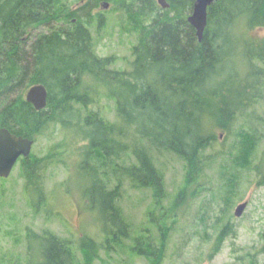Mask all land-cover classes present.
<instances>
[{
    "label": "trees",
    "instance_id": "1",
    "mask_svg": "<svg viewBox=\"0 0 264 264\" xmlns=\"http://www.w3.org/2000/svg\"><path fill=\"white\" fill-rule=\"evenodd\" d=\"M94 1L98 0L69 11L63 0H0V128L34 140L55 124L88 140L80 168L82 172L89 168L95 176L85 192L93 205L98 201L95 196L104 200L101 209L110 217L102 230L115 241L133 231L115 206L125 182L150 189L157 197L162 180L154 165L156 156L166 154L183 160L185 181L198 186L204 165L210 164L204 150L214 144L215 130L230 132L256 98L264 38L253 40L249 32L264 31V0L214 2L207 10L201 41L187 21L194 0H166L168 9L156 0H102L123 9L128 19L135 15L138 20L132 59L123 70L111 69L114 57L95 53L90 28L94 19L100 26L102 16H91ZM40 27L46 31L27 39ZM253 75L256 81L247 85V77ZM85 79L98 82L114 101V122L98 110L87 111L94 102L89 92L94 90L82 87ZM35 84L48 92L47 105L39 112L23 98ZM260 121L264 125V118ZM258 131L249 126L236 134L239 138L232 148L243 153L242 167L249 166ZM128 157L134 162L127 163ZM94 160L98 165L89 164ZM18 163L27 186L42 197L39 171L44 161L30 155ZM109 182L115 185L107 190ZM35 241L41 259L36 264H87L65 239L45 234ZM135 248L150 258L162 250L146 232L135 240Z\"/></svg>",
    "mask_w": 264,
    "mask_h": 264
},
{
    "label": "rangeland",
    "instance_id": "2",
    "mask_svg": "<svg viewBox=\"0 0 264 264\" xmlns=\"http://www.w3.org/2000/svg\"><path fill=\"white\" fill-rule=\"evenodd\" d=\"M63 1L69 11L88 3ZM103 3L107 9L102 8ZM97 11L102 14L101 24L97 26L94 19L90 28L95 53L114 57L111 69H127L131 48L137 42L134 27L138 20L135 15L128 19L111 1L92 2L91 16L95 17ZM33 31L30 41L46 30L40 27ZM249 34L253 40L264 38L262 29ZM259 68L262 74L256 98L230 132L216 129L214 144L204 150L210 164L204 165L198 186L185 181L183 160L161 154L156 156L154 166L161 176L162 193L154 197L152 190L128 182L119 189L115 206L133 231L115 241L102 230L110 217V212L102 210L104 200L95 196L98 201L93 205L85 192L95 176L89 168L84 172L80 168L88 140L80 139L73 129L49 125L34 139L31 151V156L44 161L39 171L42 197L27 186L19 163L6 179H0V264H36L41 259L35 238L45 234L67 240L76 256L87 264H264V125L260 121L264 118V67ZM256 79V75L248 76L247 85ZM85 81L82 87L94 90L89 92L94 102L87 111L98 110L114 122V101L98 82ZM85 116L86 112L81 114L82 119ZM249 126L259 130L260 139L251 144L249 166L242 167L246 163L243 153L234 151L232 145L239 138L237 132ZM97 161L89 164L98 165ZM133 162V157H128L127 163ZM231 165L235 168H229ZM98 178L105 183L102 174ZM113 185L107 183L106 189ZM230 193L232 198L225 201ZM244 202L242 215L235 217L236 207ZM156 225L167 228L157 229ZM145 232L158 248L162 247L157 258L140 256L135 248V240Z\"/></svg>",
    "mask_w": 264,
    "mask_h": 264
},
{
    "label": "water",
    "instance_id": "3",
    "mask_svg": "<svg viewBox=\"0 0 264 264\" xmlns=\"http://www.w3.org/2000/svg\"><path fill=\"white\" fill-rule=\"evenodd\" d=\"M162 9H168L166 0H156ZM218 0H194L191 15L187 21L196 32L198 41L202 40L203 32L207 25V10ZM107 9V4H101ZM48 92L44 85L35 84L29 87L25 95V101L32 105L35 111L45 109L47 105ZM33 140L17 136L6 128H0V178H7L15 164L20 158H28L31 154ZM246 202L239 204L234 216L239 218L246 207Z\"/></svg>",
    "mask_w": 264,
    "mask_h": 264
},
{
    "label": "flooded vegetation",
    "instance_id": "4",
    "mask_svg": "<svg viewBox=\"0 0 264 264\" xmlns=\"http://www.w3.org/2000/svg\"><path fill=\"white\" fill-rule=\"evenodd\" d=\"M94 16H95V17H101L102 14L98 13V11H97V12L94 13ZM31 35H32V34L28 35V38H27V39H30V38H31ZM24 39H26V36L23 37V38L21 39L22 42L24 41Z\"/></svg>",
    "mask_w": 264,
    "mask_h": 264
},
{
    "label": "bare ground",
    "instance_id": "5",
    "mask_svg": "<svg viewBox=\"0 0 264 264\" xmlns=\"http://www.w3.org/2000/svg\"><path fill=\"white\" fill-rule=\"evenodd\" d=\"M65 109V108H64Z\"/></svg>",
    "mask_w": 264,
    "mask_h": 264
}]
</instances>
